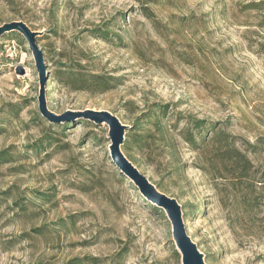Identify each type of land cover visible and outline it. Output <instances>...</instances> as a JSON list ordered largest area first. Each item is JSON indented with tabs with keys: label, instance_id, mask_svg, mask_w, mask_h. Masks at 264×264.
<instances>
[{
	"label": "rangeland",
	"instance_id": "rangeland-1",
	"mask_svg": "<svg viewBox=\"0 0 264 264\" xmlns=\"http://www.w3.org/2000/svg\"><path fill=\"white\" fill-rule=\"evenodd\" d=\"M257 1L0 0V264H183L166 213L112 162L107 126L42 117L36 61L11 24L42 53L48 112L108 111L127 127L122 153L175 199L203 264H264V11L246 8ZM78 64L115 87L55 81ZM155 106H167L160 126L144 116ZM191 120L213 125L200 151L178 135Z\"/></svg>",
	"mask_w": 264,
	"mask_h": 264
},
{
	"label": "water",
	"instance_id": "water-1",
	"mask_svg": "<svg viewBox=\"0 0 264 264\" xmlns=\"http://www.w3.org/2000/svg\"><path fill=\"white\" fill-rule=\"evenodd\" d=\"M12 28H17L29 44V49L34 55L39 80L38 109L42 116L51 122L71 121L72 119L83 118L95 125H106L108 128V140L110 142V158L118 170L130 179L131 183L137 188L143 198L162 209L168 216L172 226V236L176 251L181 255L183 264H203L202 256L198 252L195 244L186 234L181 209L175 199L160 192L139 170L125 157L121 151L124 140V130L127 128L119 119L108 111H96L85 109L54 116L47 111L44 100V84L47 78L44 67V59L41 51L38 50L34 38L27 28L21 24H11ZM16 73L22 74L21 67L16 68Z\"/></svg>",
	"mask_w": 264,
	"mask_h": 264
},
{
	"label": "trees",
	"instance_id": "trees-1",
	"mask_svg": "<svg viewBox=\"0 0 264 264\" xmlns=\"http://www.w3.org/2000/svg\"><path fill=\"white\" fill-rule=\"evenodd\" d=\"M246 8L254 9L256 11H264V0L257 1V2H251L247 4ZM144 11H147L144 9ZM108 31L107 30H99V37H102L104 39H109L108 36ZM18 37V35H15ZM119 41H121V38H118ZM57 74L54 75V79L57 83H61L63 80H67L68 85L70 89H75V90H85V91H96L97 93H104L111 88L115 87V85L112 84V82L116 83V79L114 80L113 78H110L109 76H101V75H96V74H89V75H84L82 71V67L78 64L75 67H67V66H61L58 68L56 71ZM95 89V90H93ZM11 109V108H9ZM39 110V109H38ZM2 113L0 111V134L4 133L6 131L5 127L3 126L5 118L2 116ZM147 115H144L146 119L149 122L154 121L157 126H160L161 120L166 117L167 115V106H155L152 107L148 112ZM16 116V115H15ZM45 118L44 116H42ZM47 119V118H45ZM48 120V119H47ZM76 120H79L80 123H86L88 124L90 121L85 120L83 118H78ZM49 121V120H48ZM50 122V121H49ZM56 123V122H53ZM138 124V123H137ZM135 124L136 129H141L142 128V123H139L137 126ZM64 130L67 129L66 124L61 125ZM213 126V125H211ZM207 124L203 120H191L189 123L186 125L185 128L180 130L178 132V135L181 137V139L189 145L191 148L200 151L202 148L207 147L212 143L213 138H206L204 135L205 129H208ZM214 127H212L213 129ZM216 133V132H215ZM218 135L223 136V132H218ZM49 139L47 141H40L39 144L33 145L34 150H41L43 148V143L49 144ZM99 141V140H98ZM143 140H137L135 143L142 148L144 146ZM123 148H125L127 145V142H124ZM231 153L230 157L233 161H235V164H240L242 163L241 166V173L239 174L240 178L244 179L247 175L248 167H247V162L245 160V157H243L238 150H235L233 148H226L225 150L221 149L219 153L223 156V153ZM7 156V152H1L0 153V160L3 161L4 157ZM40 195V194H39ZM45 197V196H43ZM154 208V207H153ZM155 210H157L155 208ZM58 225L61 227H66L67 223L65 220H60L58 222ZM125 253L124 251L118 253L116 255V259L122 260V257ZM176 255L179 256L178 252H176ZM98 262V259L96 258H74L72 260H69L66 264H96Z\"/></svg>",
	"mask_w": 264,
	"mask_h": 264
}]
</instances>
